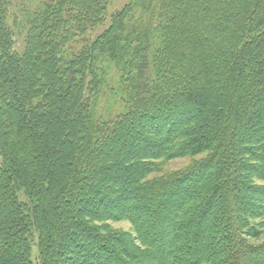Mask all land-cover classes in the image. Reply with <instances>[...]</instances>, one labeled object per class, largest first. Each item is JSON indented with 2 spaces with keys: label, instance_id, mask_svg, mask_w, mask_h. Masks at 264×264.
Here are the masks:
<instances>
[{
  "label": "trees",
  "instance_id": "trees-1",
  "mask_svg": "<svg viewBox=\"0 0 264 264\" xmlns=\"http://www.w3.org/2000/svg\"><path fill=\"white\" fill-rule=\"evenodd\" d=\"M111 1L0 0V264H264V0Z\"/></svg>",
  "mask_w": 264,
  "mask_h": 264
},
{
  "label": "rangeland",
  "instance_id": "rangeland-1",
  "mask_svg": "<svg viewBox=\"0 0 264 264\" xmlns=\"http://www.w3.org/2000/svg\"><path fill=\"white\" fill-rule=\"evenodd\" d=\"M19 2V1H18ZM135 0H112L109 8V14L116 10H120L127 5L134 4ZM110 24V15L105 21V24L99 28H97L94 32L89 31L85 36L81 35L75 38L74 42L72 41L71 47H74L76 51L82 48V42L85 38H94L96 34L102 32L108 25ZM20 30H16V41H18V47L22 43V39L24 35H20ZM105 65V64H104ZM99 65V68L102 70L103 67L106 68V72L103 75L104 82L102 84V88L100 92L94 97H90L91 101L95 102L93 104L97 105V113L98 117L102 120H108L116 117L122 108L123 105V96L126 91V84L121 82L118 74L114 71L112 67L108 65ZM102 73V72H101ZM95 94V93H94ZM93 94V95H94ZM190 158H177L168 162L164 170H177L187 166L190 163ZM117 227L129 228L128 221H122L115 223Z\"/></svg>",
  "mask_w": 264,
  "mask_h": 264
}]
</instances>
